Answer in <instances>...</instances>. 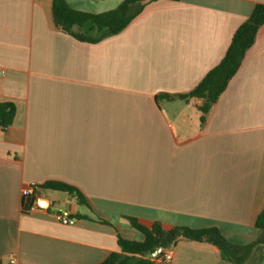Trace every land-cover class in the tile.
Instances as JSON below:
<instances>
[{
  "label": "crops",
  "instance_id": "1",
  "mask_svg": "<svg viewBox=\"0 0 264 264\" xmlns=\"http://www.w3.org/2000/svg\"><path fill=\"white\" fill-rule=\"evenodd\" d=\"M100 14L120 0H65ZM52 0H0V264H100L117 237L146 227L217 228L233 244L259 234L264 208V25L204 123L178 99L224 56L235 30L264 0H158L98 43L58 31ZM156 97H159L156 99ZM55 181L86 205L40 189L22 213V189ZM63 194V193H61ZM68 217V224L55 216ZM172 260L235 264L217 247L179 241ZM244 264H264L256 246Z\"/></svg>",
  "mask_w": 264,
  "mask_h": 264
},
{
  "label": "trees",
  "instance_id": "2",
  "mask_svg": "<svg viewBox=\"0 0 264 264\" xmlns=\"http://www.w3.org/2000/svg\"><path fill=\"white\" fill-rule=\"evenodd\" d=\"M120 1L118 7L113 10L91 14L71 8L65 0H52L51 15L54 27L77 41L98 43L121 33L148 4L158 0ZM262 25H264V4H256L247 19L235 30L219 63L210 69L189 92L164 97L178 99L190 105L201 114L200 120L204 123L210 110L240 68L246 52L254 44ZM15 113L16 107L12 102H0V130L4 131L11 126ZM40 189L63 193L76 204L86 205L83 195L67 184L49 181L41 185ZM125 219L143 235V240H126L118 236L119 252L111 253L100 264H152L150 257L153 253L160 248H171L182 240L213 245L218 248L224 260L235 264H244L258 245L263 247L264 252V208L254 222L259 234L246 245L230 243L217 228L192 229L175 226L164 229L159 222L146 227L135 218L125 217Z\"/></svg>",
  "mask_w": 264,
  "mask_h": 264
},
{
  "label": "built area",
  "instance_id": "3",
  "mask_svg": "<svg viewBox=\"0 0 264 264\" xmlns=\"http://www.w3.org/2000/svg\"><path fill=\"white\" fill-rule=\"evenodd\" d=\"M3 73H4L3 70L0 68V76H2ZM39 190H40V186H38L34 183L26 185L22 189V198H23L22 213L28 214V213H32V212L36 211L37 206L35 203V198H36V194ZM55 219L57 222H59L63 225H67L69 222L68 217L63 216L61 214H57L55 216ZM151 257L154 260L169 262L172 260V250H171V248H166V249L160 248L155 253H153L151 255ZM8 264H19V263L17 262L16 259L11 258L8 261Z\"/></svg>",
  "mask_w": 264,
  "mask_h": 264
},
{
  "label": "rangeland",
  "instance_id": "4",
  "mask_svg": "<svg viewBox=\"0 0 264 264\" xmlns=\"http://www.w3.org/2000/svg\"><path fill=\"white\" fill-rule=\"evenodd\" d=\"M58 195H62V196H64V194H61V193H58ZM258 246H260V245H258Z\"/></svg>",
  "mask_w": 264,
  "mask_h": 264
}]
</instances>
